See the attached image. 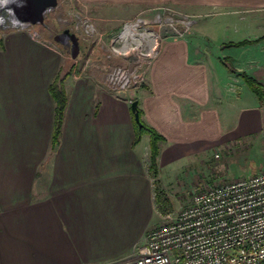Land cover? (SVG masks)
<instances>
[{
    "label": "crops",
    "instance_id": "0c3cea01",
    "mask_svg": "<svg viewBox=\"0 0 264 264\" xmlns=\"http://www.w3.org/2000/svg\"><path fill=\"white\" fill-rule=\"evenodd\" d=\"M80 1L117 22L166 6L194 20L189 35L160 41L133 95L91 72L67 75L60 51L30 31L0 38V264H103L144 242L155 185L149 137L133 145V101L162 138L159 176L200 166L212 151L246 158L264 126V105L240 76L264 89V0ZM242 41L250 44L228 45ZM56 79L66 107L51 151Z\"/></svg>",
    "mask_w": 264,
    "mask_h": 264
},
{
    "label": "rangeland",
    "instance_id": "374dc122",
    "mask_svg": "<svg viewBox=\"0 0 264 264\" xmlns=\"http://www.w3.org/2000/svg\"><path fill=\"white\" fill-rule=\"evenodd\" d=\"M99 8L80 0H57L56 6L44 14L43 24L29 25L21 19L23 0H0V38L11 31H30L60 51L67 75L91 72L115 94L133 95L144 85L145 72L160 41L189 35L194 20L191 15L166 6L143 9L133 16L123 15V19L118 17L120 22H117L114 14H106V9ZM133 25H137L131 31L140 38V46L135 47L127 36L126 40L134 49L121 51L126 40L120 35ZM143 33L154 36V47L150 52V40L141 36ZM202 33L209 39L207 32H198L197 35L203 36ZM71 35L78 41L75 58H72ZM218 36L217 33L211 35L213 40L220 39ZM248 142L246 158L228 160L220 151H212L204 155L200 166L165 169L160 176L153 178L155 190L158 184L172 206L163 213L156 204L154 227L175 218L181 209L191 204L197 192L258 173L264 160V126ZM215 153L219 158L213 157Z\"/></svg>",
    "mask_w": 264,
    "mask_h": 264
},
{
    "label": "built area",
    "instance_id": "2783aa9c",
    "mask_svg": "<svg viewBox=\"0 0 264 264\" xmlns=\"http://www.w3.org/2000/svg\"><path fill=\"white\" fill-rule=\"evenodd\" d=\"M103 264H264V160L250 177L197 192L131 255Z\"/></svg>",
    "mask_w": 264,
    "mask_h": 264
},
{
    "label": "trees",
    "instance_id": "16d2710c",
    "mask_svg": "<svg viewBox=\"0 0 264 264\" xmlns=\"http://www.w3.org/2000/svg\"><path fill=\"white\" fill-rule=\"evenodd\" d=\"M249 41H242L238 43L228 44L230 46H245L249 45ZM248 88L252 91V93L256 96L258 102L264 105V89L263 87L255 81L253 78L241 74L240 75ZM49 92L51 98L54 102V117H53V126L51 133V142H50V150L53 151L57 146L61 134L63 115L66 107V96L62 89L61 82L56 79L49 88ZM139 119L141 125L138 126L132 117V125L134 129V140L133 145H136L140 142V139L143 135H147L149 137V172L153 178H157L158 176V168H157V156L159 153V142L162 141L160 135H158L152 128L146 125L141 119V111L138 109ZM155 200L158 208L166 213L171 210V204L169 202L166 193L159 187L157 184L155 190Z\"/></svg>",
    "mask_w": 264,
    "mask_h": 264
},
{
    "label": "water",
    "instance_id": "95a60500",
    "mask_svg": "<svg viewBox=\"0 0 264 264\" xmlns=\"http://www.w3.org/2000/svg\"><path fill=\"white\" fill-rule=\"evenodd\" d=\"M24 1V11L22 12V21L29 25L43 24L44 14L53 9L57 0H23ZM73 40L74 50L72 52V58H75L78 53V41L71 35ZM131 113L134 122L140 126V119L138 114L137 102L133 101L131 103Z\"/></svg>",
    "mask_w": 264,
    "mask_h": 264
},
{
    "label": "bare ground",
    "instance_id": "6f19581e",
    "mask_svg": "<svg viewBox=\"0 0 264 264\" xmlns=\"http://www.w3.org/2000/svg\"><path fill=\"white\" fill-rule=\"evenodd\" d=\"M11 22V21H10ZM135 27H137V25H133L131 27H127L120 35V37H122L123 39L126 40L127 36H130L131 42H133L135 44V47H139L140 46V38L136 37L133 32L131 31L132 29H134ZM141 36L146 37L148 40H150V46L149 48L151 49V47L154 44V36L152 34H148L146 35L145 33H143ZM134 49V47L131 45L130 42H128L127 40L125 41L122 50L121 51H128ZM150 49L148 51H150Z\"/></svg>",
    "mask_w": 264,
    "mask_h": 264
}]
</instances>
